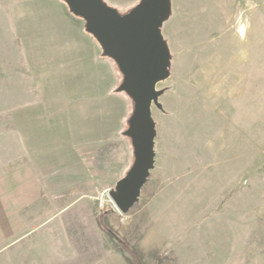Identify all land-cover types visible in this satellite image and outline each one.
I'll return each instance as SVG.
<instances>
[{
    "label": "rangeland",
    "instance_id": "obj_1",
    "mask_svg": "<svg viewBox=\"0 0 264 264\" xmlns=\"http://www.w3.org/2000/svg\"><path fill=\"white\" fill-rule=\"evenodd\" d=\"M47 1L0 0V175L41 161L42 186L0 264H264V0H169L154 167L126 213L107 190L134 161L133 101L111 58L102 88L44 53Z\"/></svg>",
    "mask_w": 264,
    "mask_h": 264
},
{
    "label": "water",
    "instance_id": "obj_2",
    "mask_svg": "<svg viewBox=\"0 0 264 264\" xmlns=\"http://www.w3.org/2000/svg\"><path fill=\"white\" fill-rule=\"evenodd\" d=\"M70 11L85 21L103 54L122 74L118 90L126 93L134 108L125 134L131 139L134 161L127 173L107 194L122 213L138 201L154 167L155 123L152 106L160 107L162 91L156 84L168 76L169 53L160 26L168 16L169 0H139L125 15H119L103 0H64Z\"/></svg>",
    "mask_w": 264,
    "mask_h": 264
},
{
    "label": "crops",
    "instance_id": "obj_3",
    "mask_svg": "<svg viewBox=\"0 0 264 264\" xmlns=\"http://www.w3.org/2000/svg\"><path fill=\"white\" fill-rule=\"evenodd\" d=\"M43 4L45 9L40 7L42 8L40 10L48 11L43 13L48 23L46 27L44 26V36L40 35L38 39L51 45L44 48V51L46 50L44 53L54 55L62 53L60 54L63 56L62 59L75 61L78 64L73 74L81 75L84 72L86 76H95L97 86L107 87L109 73L107 71L103 73L100 64H109L107 61L109 58L102 55L99 43L86 32L84 21L79 22L67 11V7L60 0H48ZM123 98H127L128 102L130 100L126 93ZM40 163L37 162L36 167L28 163L22 164L13 171L0 175V242L24 226L22 213L42 199V186L37 172L38 167L41 166ZM96 264L126 263L106 258Z\"/></svg>",
    "mask_w": 264,
    "mask_h": 264
}]
</instances>
